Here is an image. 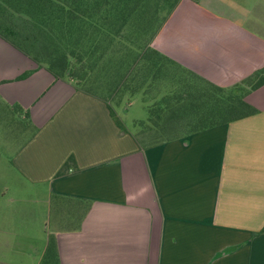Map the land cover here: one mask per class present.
<instances>
[{
	"label": "crops",
	"instance_id": "crops-1",
	"mask_svg": "<svg viewBox=\"0 0 264 264\" xmlns=\"http://www.w3.org/2000/svg\"><path fill=\"white\" fill-rule=\"evenodd\" d=\"M151 46L232 86L264 68V0H178ZM244 99L256 112L145 144L146 117L0 37V264H41L50 240L56 264H264V82Z\"/></svg>",
	"mask_w": 264,
	"mask_h": 264
},
{
	"label": "rangeland",
	"instance_id": "rangeland-1",
	"mask_svg": "<svg viewBox=\"0 0 264 264\" xmlns=\"http://www.w3.org/2000/svg\"><path fill=\"white\" fill-rule=\"evenodd\" d=\"M119 3V7L123 9L124 20L121 36L111 41L106 37L97 38L89 34L87 46L96 42L98 47L93 56L88 55L85 50L82 60L85 66L83 74L78 84L71 82L79 89L105 99L112 106L123 104V108L117 113L127 125L136 117H147L149 112L153 126H142L139 131L145 144L181 136L198 128V122L218 119L217 101L211 96L212 85L199 76L171 62L154 67L145 64L133 66L136 55L148 46L152 33L158 32L172 10L174 0H125ZM14 16L27 19L23 13H16ZM0 21L2 25L6 24L4 18ZM67 29L68 27L56 24L48 33L50 38L44 41L39 36V40L29 48L32 55H37L39 65L46 66L48 58L55 55L57 49L64 52L77 51L68 41ZM60 30L63 31L64 37L61 36ZM44 44L46 47L43 49ZM124 45L128 46L131 52H128ZM71 61L74 67L78 68L80 62L76 57ZM262 78L264 74L248 79L234 87L232 93L243 95L261 82ZM134 94L138 96L125 108ZM176 96L184 100L178 103L171 100L166 103V100ZM190 103L195 107H190ZM0 140L3 142L4 139Z\"/></svg>",
	"mask_w": 264,
	"mask_h": 264
},
{
	"label": "trees",
	"instance_id": "trees-1",
	"mask_svg": "<svg viewBox=\"0 0 264 264\" xmlns=\"http://www.w3.org/2000/svg\"><path fill=\"white\" fill-rule=\"evenodd\" d=\"M119 1L123 2L125 0H0V19L4 18L6 22L5 25L0 23V37L39 64L37 55H32L29 48L39 40V36L44 41L50 38L48 33L54 29L56 24L68 27L66 31L68 41L76 47L77 51L71 50L69 54V52L57 49L56 54L48 58L45 67L56 79H63L66 77L67 80L78 84L79 78H81L85 68L82 61L85 50L88 55L93 56L96 47H98L96 42H91L90 45L87 46V40L90 38V35L97 38L106 37L107 40L112 41L122 34L121 25L124 23V20L122 17L123 9L119 7ZM177 1L178 0H174L173 6L176 5ZM173 6L172 9L174 8ZM16 13L25 14L27 19L15 17L14 15ZM60 33L62 37L65 36L62 30H60ZM154 35L155 32L152 33L150 41L147 44L148 46L136 55L137 58L133 66L145 64L154 67L157 64L164 65L166 62L174 63L168 57L162 55L150 46ZM45 47L44 44L42 48L44 49ZM123 47H125L128 52H131L128 46L126 47L124 45ZM75 57L76 60L80 62L78 68H75L71 61V59ZM189 72L194 74L191 71ZM28 73L29 72H26L20 75V78L25 77ZM261 74H264V68L232 86H218L197 75L212 85L211 96L217 101L218 119L198 122L196 123V127L199 126L198 128L183 133V135L213 125L227 123L256 112V109L245 101L244 95L247 91L262 84L264 78H262L263 80H261V82L248 89L243 95L233 94L232 89L238 84H243L246 80L258 77ZM171 100H175V102L178 103L180 100H184V98L176 96L169 101L166 100V103H170ZM182 106L183 105H180V107ZM189 106L192 108L195 107L193 103H190ZM108 109L110 113L116 117L113 107L109 104ZM116 121L119 124L117 117ZM139 125L140 127L147 125L153 126L152 117L149 112L144 120L139 121ZM72 162L73 158L69 157L62 168L57 172V175H61L68 171L72 166ZM56 260V244L50 240L43 254L41 264H56Z\"/></svg>",
	"mask_w": 264,
	"mask_h": 264
}]
</instances>
